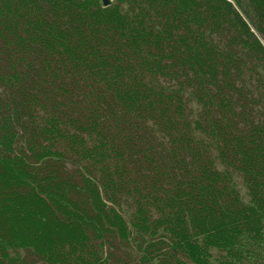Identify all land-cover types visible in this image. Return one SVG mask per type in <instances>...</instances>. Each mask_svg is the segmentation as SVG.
<instances>
[{
	"label": "trees",
	"instance_id": "trees-1",
	"mask_svg": "<svg viewBox=\"0 0 264 264\" xmlns=\"http://www.w3.org/2000/svg\"><path fill=\"white\" fill-rule=\"evenodd\" d=\"M0 264H264V0H0Z\"/></svg>",
	"mask_w": 264,
	"mask_h": 264
},
{
	"label": "water",
	"instance_id": "water-1",
	"mask_svg": "<svg viewBox=\"0 0 264 264\" xmlns=\"http://www.w3.org/2000/svg\"><path fill=\"white\" fill-rule=\"evenodd\" d=\"M105 3H108V0H104Z\"/></svg>",
	"mask_w": 264,
	"mask_h": 264
},
{
	"label": "bare ground",
	"instance_id": "bare-ground-1",
	"mask_svg": "<svg viewBox=\"0 0 264 264\" xmlns=\"http://www.w3.org/2000/svg\"><path fill=\"white\" fill-rule=\"evenodd\" d=\"M109 1V0H108Z\"/></svg>",
	"mask_w": 264,
	"mask_h": 264
},
{
	"label": "rangeland",
	"instance_id": "rangeland-1",
	"mask_svg": "<svg viewBox=\"0 0 264 264\" xmlns=\"http://www.w3.org/2000/svg\"><path fill=\"white\" fill-rule=\"evenodd\" d=\"M110 1V0H109Z\"/></svg>",
	"mask_w": 264,
	"mask_h": 264
}]
</instances>
